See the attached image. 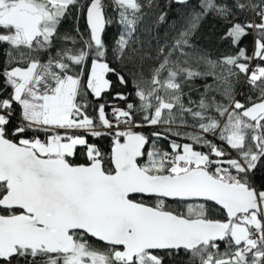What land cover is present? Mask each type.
<instances>
[{"label":"snow or ice","instance_id":"snow-or-ice-1","mask_svg":"<svg viewBox=\"0 0 264 264\" xmlns=\"http://www.w3.org/2000/svg\"><path fill=\"white\" fill-rule=\"evenodd\" d=\"M173 4L188 10L146 78L134 33L144 7L167 20L155 0H0V264H264V0ZM70 9L76 35L58 37ZM210 15L233 50L215 60L191 42ZM103 136L108 153L89 143Z\"/></svg>","mask_w":264,"mask_h":264},{"label":"trees","instance_id":"trees-1","mask_svg":"<svg viewBox=\"0 0 264 264\" xmlns=\"http://www.w3.org/2000/svg\"><path fill=\"white\" fill-rule=\"evenodd\" d=\"M83 2V0H81ZM108 0H106V3ZM142 4H144L145 0H140ZM156 4L160 6V8L163 11L168 12V18L165 22L157 25L154 23V20L156 18V11L153 9L151 12L147 7L143 8L144 13V19L138 24L137 31L134 33V39L138 42L136 45L137 47H140L142 49V55L144 56L143 60V68L145 72V77H150V71L151 69L158 66L160 60L157 59L156 53L158 49L165 45V43H172V37L175 35L176 29L173 28V24H176V28H179V21L180 18L186 13L188 10L184 6L181 5H175L173 4L170 8L165 7L166 0H155ZM190 7V5H189ZM74 9H70L68 16L62 20L61 25L58 28V37H63L65 35H76V24L77 20L74 15ZM106 15L109 18L115 17L116 20L119 19L118 13L114 12L111 8H109L106 12ZM80 30L84 31V18L81 17L78 21ZM123 30V26L119 25L116 22H113L111 24L106 25L105 32L103 33V39L106 43V45L109 48V52L112 51L113 42L118 38V33ZM224 27L222 22L210 15L206 17L200 24L199 29L192 37V44L195 45L196 49L199 51V54H206L210 59H217L221 55L233 51L231 48H229L228 43L221 41L220 36L224 32ZM251 43H252V37L249 36L245 38L242 41L241 46H248L249 52H251ZM72 45L70 43L65 44L62 40L57 41V48L59 47H71ZM6 47V46H5ZM54 54V53H53ZM40 60L42 62H47L48 55L46 53H42L40 55ZM109 61L111 62L110 66L116 68L117 70H120L123 65L119 62H117L114 57L110 54L108 56ZM3 61V56L0 55V62ZM201 70H206L203 65H201ZM108 79H110L113 82V88L111 90L112 93L116 91H130L131 85L127 89L122 88L117 82L116 77L112 74H109ZM246 77L243 75L240 77L239 83L236 85L235 91L237 94V98L243 100V98L249 94L250 89L248 85L245 83ZM205 83H212V79L209 77L207 79H197L194 82H190L189 84L184 86V91L187 93L189 91V88H199L200 90L203 89V85ZM8 92H11V88L8 89ZM7 95V93H5ZM199 93L196 91H193L192 97L193 99L198 98ZM133 102H137L135 97H132ZM105 101H109L112 104H115L121 108L126 106L125 101L120 100H112V97L110 94H106L103 96L102 99H100L99 103H104ZM89 111L91 112L92 109L90 108ZM106 111L110 112V109H106ZM15 123V120L13 121ZM145 134L151 133L155 129L153 128H144L139 129ZM29 137L33 135V133L29 132L27 134ZM44 135L41 133L40 138H43ZM89 143L96 144L99 146L102 152L108 153L110 151L111 147V138L108 136H103L100 138H92L89 137ZM183 142V140L179 141ZM164 148H167L168 145L165 143L163 144ZM233 155V154H232ZM75 163H85L86 158L83 155V148L78 147L77 154L74 158H72ZM257 182H259L257 180ZM212 215H218L216 210L212 209ZM90 243L98 246L103 247V243L100 241H97L95 239H90ZM223 245L221 246V251H223ZM177 262L184 259V257H177Z\"/></svg>","mask_w":264,"mask_h":264},{"label":"built area","instance_id":"built-area-1","mask_svg":"<svg viewBox=\"0 0 264 264\" xmlns=\"http://www.w3.org/2000/svg\"><path fill=\"white\" fill-rule=\"evenodd\" d=\"M232 154H233V156H235V155H236V153H235V152H233Z\"/></svg>","mask_w":264,"mask_h":264},{"label":"rangeland","instance_id":"rangeland-1","mask_svg":"<svg viewBox=\"0 0 264 264\" xmlns=\"http://www.w3.org/2000/svg\"><path fill=\"white\" fill-rule=\"evenodd\" d=\"M41 139H44V137H43V138H41ZM183 142H185V141H183ZM183 142H181V143H183Z\"/></svg>","mask_w":264,"mask_h":264},{"label":"water","instance_id":"water-1","mask_svg":"<svg viewBox=\"0 0 264 264\" xmlns=\"http://www.w3.org/2000/svg\"><path fill=\"white\" fill-rule=\"evenodd\" d=\"M94 239V238H93ZM101 243H103V242H101Z\"/></svg>","mask_w":264,"mask_h":264}]
</instances>
